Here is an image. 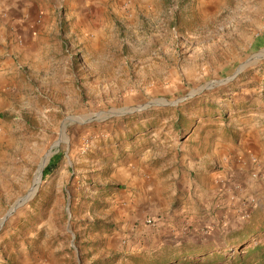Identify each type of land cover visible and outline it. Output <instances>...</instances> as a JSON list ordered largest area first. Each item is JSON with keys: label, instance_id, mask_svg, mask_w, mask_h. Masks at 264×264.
Returning <instances> with one entry per match:
<instances>
[{"label": "rangeland", "instance_id": "1", "mask_svg": "<svg viewBox=\"0 0 264 264\" xmlns=\"http://www.w3.org/2000/svg\"><path fill=\"white\" fill-rule=\"evenodd\" d=\"M36 227L74 264L264 227V0H0V259Z\"/></svg>", "mask_w": 264, "mask_h": 264}, {"label": "trees", "instance_id": "2", "mask_svg": "<svg viewBox=\"0 0 264 264\" xmlns=\"http://www.w3.org/2000/svg\"><path fill=\"white\" fill-rule=\"evenodd\" d=\"M60 160L61 155L54 154L43 168V177L52 174ZM216 243L184 240L164 244L140 260L142 264H264V227L230 231Z\"/></svg>", "mask_w": 264, "mask_h": 264}, {"label": "crops", "instance_id": "3", "mask_svg": "<svg viewBox=\"0 0 264 264\" xmlns=\"http://www.w3.org/2000/svg\"><path fill=\"white\" fill-rule=\"evenodd\" d=\"M253 141L254 140L251 142L249 141L250 144H247V149L250 146V151L251 146L255 144ZM247 149L245 148L244 150V148H241L242 151L236 152L239 155L238 158H242L243 162L245 159L244 157L246 156L244 151ZM232 157L234 158V155ZM232 166L230 167L232 168ZM221 172L222 173H219L217 176H220L218 182L221 190H223L222 194L225 196L229 195L230 199L235 201L237 198L232 197V195L227 192V188L224 184L225 180L227 179V175L232 173L225 174V169ZM229 172L231 171L229 170ZM141 184L143 188H145V185H147L145 181H142ZM226 185L228 186V184ZM223 206L224 205H222V208H220V211L223 210ZM136 227L140 229L146 228L141 224ZM68 231V227H36L33 233L28 234L31 242L22 241L18 243L16 249H9L7 253H4L3 258L0 259V264H74V262H77L78 257L73 258L72 253H70L71 244L66 245V240L63 238L64 233ZM137 231L138 229H134V232L138 233ZM107 241L109 242L110 238H108ZM32 242L35 243L38 248L44 249L43 254L40 257L33 256L28 253L26 246L28 245L30 247Z\"/></svg>", "mask_w": 264, "mask_h": 264}, {"label": "bare ground", "instance_id": "4", "mask_svg": "<svg viewBox=\"0 0 264 264\" xmlns=\"http://www.w3.org/2000/svg\"><path fill=\"white\" fill-rule=\"evenodd\" d=\"M41 165H42V164H41ZM41 167H42V166H40L39 171H40ZM38 183H39V173H38V177H37V179H36V182H35V184H34L33 189L31 190V192H30L25 198H22V199L17 203V205H18L23 199H24V200H23L22 202L26 201L28 198H30V197L33 195V193H34L35 190H36V187H37Z\"/></svg>", "mask_w": 264, "mask_h": 264}, {"label": "water", "instance_id": "5", "mask_svg": "<svg viewBox=\"0 0 264 264\" xmlns=\"http://www.w3.org/2000/svg\"><path fill=\"white\" fill-rule=\"evenodd\" d=\"M43 168H44V166L41 167V169H40V171H39V181L41 180V177H42V175H43V174H42V173H43ZM16 205H17V204H16ZM12 210H13V209H11L7 215H9V214L12 212Z\"/></svg>", "mask_w": 264, "mask_h": 264}, {"label": "built area", "instance_id": "6", "mask_svg": "<svg viewBox=\"0 0 264 264\" xmlns=\"http://www.w3.org/2000/svg\"><path fill=\"white\" fill-rule=\"evenodd\" d=\"M144 222H146V223H148V224H152V223L154 222V220L151 219V218H147V219H145Z\"/></svg>", "mask_w": 264, "mask_h": 264}]
</instances>
